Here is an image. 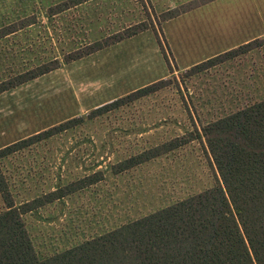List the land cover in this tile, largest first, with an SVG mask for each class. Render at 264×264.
Segmentation results:
<instances>
[{"label":"rangeland","instance_id":"374dc122","mask_svg":"<svg viewBox=\"0 0 264 264\" xmlns=\"http://www.w3.org/2000/svg\"><path fill=\"white\" fill-rule=\"evenodd\" d=\"M72 1L0 0V31H13L0 40V83L46 63L59 64L0 94V149L82 119L0 160L16 206L95 172L104 175L103 181L23 217L39 259L212 187L215 171L200 139L122 174L113 175L111 167L177 137L195 138L204 125L264 98L240 93L258 72L250 66L237 73L246 64L240 58L192 77L179 72L221 48L213 44L208 51L205 43L233 25L243 27L253 8L264 12V0H95L63 14L93 22L84 28L52 16ZM76 1L75 6L92 0ZM141 23L149 28L65 62L67 55ZM260 66L262 75L264 56ZM160 80L168 85L154 94L89 118L93 110ZM2 201L0 195V211Z\"/></svg>","mask_w":264,"mask_h":264},{"label":"trees","instance_id":"16d2710c","mask_svg":"<svg viewBox=\"0 0 264 264\" xmlns=\"http://www.w3.org/2000/svg\"><path fill=\"white\" fill-rule=\"evenodd\" d=\"M186 10L162 15L170 20ZM149 28L141 23L65 57L78 60ZM0 31V38L12 33ZM264 44L255 40L185 71L192 77ZM58 62L0 83V94L58 68ZM168 85L160 80L93 110L106 114L147 97ZM82 122L71 119L0 149V160L38 144ZM195 139L204 141L216 176L215 184L103 235L39 259L23 217L104 180L95 172L31 201L15 204L0 171V264H264V99L204 125L194 137H177L111 167L113 175L174 151Z\"/></svg>","mask_w":264,"mask_h":264},{"label":"crops","instance_id":"0c3cea01","mask_svg":"<svg viewBox=\"0 0 264 264\" xmlns=\"http://www.w3.org/2000/svg\"><path fill=\"white\" fill-rule=\"evenodd\" d=\"M94 1L95 0H92V1H89V2L87 1V2H84L83 4L75 6V3L77 1L73 0L72 4H70L68 6H65V7H62V9L59 12L56 11L55 13H52V16H57L59 18H65L66 22L69 23V24L74 23V22H80V23L83 24V25H81V27L84 28L85 24L89 25V24H91L93 22L88 23L89 20L87 21L84 18H80V16H78L77 18H73V17H67L66 18V17H63V14H65V13L67 15L71 14V13H69V12H71L70 10H77V9H79L80 6H83V5L88 6L89 4L93 3ZM65 2H67V1H65ZM89 10H90V8H89ZM244 10H247V9H244ZM253 11H254V13H253ZM245 12H247V11H245ZM248 13H249L248 21L243 23V27H240V25H238V26H234L233 25L230 28V30L226 32L225 35H223V33H224L223 32V33H220L217 37H215L214 40L207 41L205 44L207 45L206 47H208V51H211V49L213 47H209V46H211L213 44H215L214 47H221V48H219L218 50L211 51L206 56H202L201 57L202 60H198L199 63L195 62V63H197L196 65H198V64H200L202 62H205V61H207V60H209L211 58H214V57H216L218 55H221V54H223L225 52H228V51H230L232 49H235V48H237L239 46L248 44V43H250L252 41L264 40V12L257 11V10H255L253 8L252 11H249ZM7 35H9V34H7ZM7 35H5L2 38H0V40L7 38L8 37ZM263 45L260 46L259 48L253 49V50H251V51H249V52H247V53H245V54H243L241 56H238V57H236V58H234L232 60H229V61H226V62L222 63V64H225V63L226 64H231V63L236 61L235 59H239L240 58V60H243V62L246 63V64L244 66H241V68L239 69V71L237 73H243L247 69L246 67H250V66H253V69L255 71H258V72L255 73V75L252 77L251 80H249V81L247 79L245 80V83L242 84L243 87H242V90L240 91V93H247V94H252L253 93V95H261L263 97V94H264V80H261V78L264 76L263 75L264 71H263L262 75H261V73H259L261 71V69H262L261 66H260V60L264 56V55H262L260 53L262 48L264 47ZM252 58L254 59L253 63H256L255 65H253L249 61ZM222 64H219V65H222ZM196 65H194V66H196ZM219 65H217V66H219ZM188 67L189 66H185L179 72H184V71L190 69L193 66H191L189 68ZM215 67H212V68H215ZM212 68H210L208 70H211ZM208 70H206V71H208ZM245 88L247 89L246 92H245ZM259 97H257L256 99L258 100Z\"/></svg>","mask_w":264,"mask_h":264}]
</instances>
